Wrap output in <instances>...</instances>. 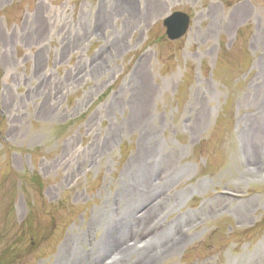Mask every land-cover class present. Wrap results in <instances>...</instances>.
Listing matches in <instances>:
<instances>
[{
    "label": "rangeland",
    "instance_id": "1",
    "mask_svg": "<svg viewBox=\"0 0 264 264\" xmlns=\"http://www.w3.org/2000/svg\"><path fill=\"white\" fill-rule=\"evenodd\" d=\"M0 264H264V0H0Z\"/></svg>",
    "mask_w": 264,
    "mask_h": 264
},
{
    "label": "water",
    "instance_id": "2",
    "mask_svg": "<svg viewBox=\"0 0 264 264\" xmlns=\"http://www.w3.org/2000/svg\"><path fill=\"white\" fill-rule=\"evenodd\" d=\"M190 25V17L182 12L171 14L163 22V26L166 29V36L170 41H177L186 36L190 29Z\"/></svg>",
    "mask_w": 264,
    "mask_h": 264
}]
</instances>
